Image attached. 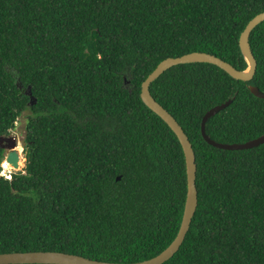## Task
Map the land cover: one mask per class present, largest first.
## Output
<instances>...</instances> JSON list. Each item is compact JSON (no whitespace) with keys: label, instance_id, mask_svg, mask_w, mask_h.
<instances>
[{"label":"trees","instance_id":"obj_1","mask_svg":"<svg viewBox=\"0 0 264 264\" xmlns=\"http://www.w3.org/2000/svg\"><path fill=\"white\" fill-rule=\"evenodd\" d=\"M262 11L264 0H0V134L25 112L24 167L0 176V253L132 263L163 251L183 214L185 159L141 83L161 60L193 51L244 70L239 35ZM248 41L250 80L189 62L149 84L196 163L195 213L161 264H264V143L217 148L200 130L230 99L206 134L222 143L264 134V98L249 87L264 92V19Z\"/></svg>","mask_w":264,"mask_h":264},{"label":"water","instance_id":"obj_2","mask_svg":"<svg viewBox=\"0 0 264 264\" xmlns=\"http://www.w3.org/2000/svg\"><path fill=\"white\" fill-rule=\"evenodd\" d=\"M264 19V11L256 14L251 18L242 32L239 35V47L244 58L247 61V68L244 70H239L231 65L229 62L211 54L208 52L193 51L182 54L176 57H167L161 60L156 67L147 75V77L141 83L140 98L143 103L155 112L160 118H162L167 125L172 129L178 138V141L182 147L185 167H186V183L187 191L184 202L183 214L180 222L179 229L173 241L158 255L145 259L138 262L132 263H115L107 262L102 260L90 259L81 255L66 253L61 251H24V252H4L0 253V264H22V263H48V264H161L167 259H169L181 245L188 229L190 222L195 213L197 207V189L195 185L196 178V163L195 154L192 148L191 142L189 141L187 135L183 131L182 127L179 125L177 120L151 95L149 91V84L157 78L164 70L171 67L172 65L180 63L189 62H208L215 64L225 70L231 77L240 80H250L256 70V59L251 51L248 37L252 28L261 20ZM251 92L261 98H264V92L259 90L256 86H249ZM31 98V97H30ZM34 100L31 98L30 103ZM231 100L215 105L209 110H207L201 119V135L203 139L210 145L217 148L236 150V149H246L255 147L261 143H264V134L248 140L243 143H222L216 142L211 139L205 132V123L209 117L213 116L215 113L223 109L230 104ZM6 139L0 136V141ZM22 145L24 140L21 141ZM18 142L13 141L7 147L10 151L5 157V160L11 164L15 169H18L19 153L17 150ZM120 176H117L119 178Z\"/></svg>","mask_w":264,"mask_h":264},{"label":"rangeland","instance_id":"obj_3","mask_svg":"<svg viewBox=\"0 0 264 264\" xmlns=\"http://www.w3.org/2000/svg\"><path fill=\"white\" fill-rule=\"evenodd\" d=\"M24 125H25V112H23L21 115H19L17 120L14 122V127L9 130V132L12 135L16 136L17 140H18L17 148L19 149L18 153H19V158L21 161L18 168L21 170L23 169L24 164H25V157L23 154V145L21 142L24 138ZM12 171L15 172V171H17V169L16 170L13 169Z\"/></svg>","mask_w":264,"mask_h":264},{"label":"flooded vegetation","instance_id":"obj_4","mask_svg":"<svg viewBox=\"0 0 264 264\" xmlns=\"http://www.w3.org/2000/svg\"><path fill=\"white\" fill-rule=\"evenodd\" d=\"M0 136L5 137L6 139L0 141V152L2 155V159L6 157L8 152L10 151V148L7 146L11 144L13 141L18 142L17 137L12 135L10 132L6 134H0Z\"/></svg>","mask_w":264,"mask_h":264},{"label":"clouds","instance_id":"obj_5","mask_svg":"<svg viewBox=\"0 0 264 264\" xmlns=\"http://www.w3.org/2000/svg\"><path fill=\"white\" fill-rule=\"evenodd\" d=\"M3 160H5V158H3V159L0 161V176H2V177L5 178V179L10 180L12 174L14 173L12 170L15 169V168H13V169H11V170H6V171H5V169H4V167H3ZM5 161H6V160H5ZM18 169H19V168H18ZM18 169H17V171L21 170V169H19V170H18ZM15 170H16V169H15ZM8 172H10V178H8V177H4V174H6V173H8ZM15 172H16V171H15Z\"/></svg>","mask_w":264,"mask_h":264},{"label":"bare ground","instance_id":"obj_6","mask_svg":"<svg viewBox=\"0 0 264 264\" xmlns=\"http://www.w3.org/2000/svg\"><path fill=\"white\" fill-rule=\"evenodd\" d=\"M17 150L19 151V149L17 148ZM20 158H19V160H18V166H19V164H20ZM3 165L5 166V170H11V169H13V167L11 166V164L10 163H8L7 161H5V160H3Z\"/></svg>","mask_w":264,"mask_h":264},{"label":"built area","instance_id":"obj_7","mask_svg":"<svg viewBox=\"0 0 264 264\" xmlns=\"http://www.w3.org/2000/svg\"><path fill=\"white\" fill-rule=\"evenodd\" d=\"M4 177H8V178H10V172L4 174Z\"/></svg>","mask_w":264,"mask_h":264}]
</instances>
